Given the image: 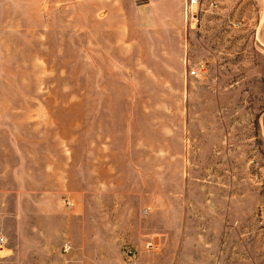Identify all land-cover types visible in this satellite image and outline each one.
I'll list each match as a JSON object with an SVG mask.
<instances>
[{"label": "rangeland", "instance_id": "rangeland-1", "mask_svg": "<svg viewBox=\"0 0 264 264\" xmlns=\"http://www.w3.org/2000/svg\"><path fill=\"white\" fill-rule=\"evenodd\" d=\"M186 2L0 0V264H264V0Z\"/></svg>", "mask_w": 264, "mask_h": 264}, {"label": "crops", "instance_id": "crops-1", "mask_svg": "<svg viewBox=\"0 0 264 264\" xmlns=\"http://www.w3.org/2000/svg\"><path fill=\"white\" fill-rule=\"evenodd\" d=\"M110 1H113V0H110ZM114 1L118 2L119 0H114ZM185 1L186 0H162L161 3L166 4L168 8L166 10H161L162 12H158V11H155V8H152L151 0H147V3L145 4L143 10H145V16L149 18H154L155 16H162V15L172 17L173 21L171 25L175 27V31H178L179 28L181 27L180 24L182 20L183 6H184ZM158 6L159 5H157V7Z\"/></svg>", "mask_w": 264, "mask_h": 264}, {"label": "built area", "instance_id": "built-area-1", "mask_svg": "<svg viewBox=\"0 0 264 264\" xmlns=\"http://www.w3.org/2000/svg\"><path fill=\"white\" fill-rule=\"evenodd\" d=\"M200 3V0H187L186 6H185V12L188 13L189 9L192 7H196ZM191 76H196V72L192 70L189 72Z\"/></svg>", "mask_w": 264, "mask_h": 264}]
</instances>
